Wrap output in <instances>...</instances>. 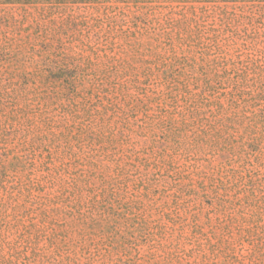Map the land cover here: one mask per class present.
Instances as JSON below:
<instances>
[{"label": "rangeland", "instance_id": "1", "mask_svg": "<svg viewBox=\"0 0 264 264\" xmlns=\"http://www.w3.org/2000/svg\"><path fill=\"white\" fill-rule=\"evenodd\" d=\"M0 264H264V0L0 2Z\"/></svg>", "mask_w": 264, "mask_h": 264}, {"label": "trees", "instance_id": "2", "mask_svg": "<svg viewBox=\"0 0 264 264\" xmlns=\"http://www.w3.org/2000/svg\"><path fill=\"white\" fill-rule=\"evenodd\" d=\"M78 1L87 2V0H78ZM0 2L1 3L28 5V4H33L35 2H39V0H0Z\"/></svg>", "mask_w": 264, "mask_h": 264}]
</instances>
